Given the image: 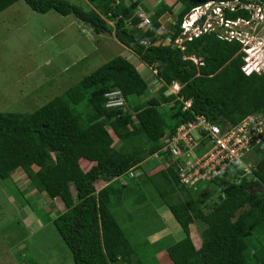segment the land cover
<instances>
[{"label":"trees","instance_id":"trees-1","mask_svg":"<svg viewBox=\"0 0 264 264\" xmlns=\"http://www.w3.org/2000/svg\"><path fill=\"white\" fill-rule=\"evenodd\" d=\"M17 1L0 0V12ZM23 1L39 13L73 15L94 34H113L161 83L152 96L151 78L117 55L32 112L0 110V178L20 168L35 192L47 197L48 210L56 212L49 220L73 264H147L112 212L127 196H135L133 203L157 196L182 230L178 240L167 234L148 242L152 260L163 251L169 264H264V138L246 156L257 159L253 173L228 167L195 190L180 182L174 164L142 166L166 135L196 116L229 129L249 113L264 112V68L245 72L241 39L224 38L220 26L183 41V49L175 44L191 8L230 0H161L153 7L143 0H89L88 10L69 0ZM236 5L223 7L224 19L251 17ZM137 10L148 17L146 25L140 26ZM173 83L178 91L167 94ZM113 89L120 90L124 107H106L104 94ZM186 100L190 106L183 108ZM131 169L138 173L130 178L139 179L120 181ZM197 223L199 246L190 228Z\"/></svg>","mask_w":264,"mask_h":264},{"label":"rangeland","instance_id":"rangeland-1","mask_svg":"<svg viewBox=\"0 0 264 264\" xmlns=\"http://www.w3.org/2000/svg\"><path fill=\"white\" fill-rule=\"evenodd\" d=\"M69 1L85 10L91 6L89 0ZM160 1L143 0V3L153 7ZM180 6L178 2L174 12ZM256 10L251 21L246 23L239 20L235 27L241 29L244 42L253 48L248 52L250 60L247 62L254 60L259 62L258 66L264 67V22ZM217 16L209 15L208 19L215 20ZM72 18L73 15L63 17L53 10L36 12L23 0L0 12L1 111L32 112L117 55L129 58L147 80L151 78L150 94L157 95L161 83L151 76V72H155L153 68L144 65L131 50L114 39L113 34H104L99 38L83 23L78 27L75 23V26L68 28L65 24ZM162 23L165 27L169 26V20ZM167 107L165 105L161 110L165 111ZM115 144L118 146L117 140ZM245 160L253 165L257 162V159ZM80 165L84 168L82 161ZM152 165L150 158L142 163L144 170H150ZM137 179L133 180L127 175L119 178L130 185ZM127 197L126 201L112 207V212L136 246V254L148 261L147 264H169L166 255L152 260L148 242H154L166 234H171L174 240L182 238L179 224L166 205L158 203L157 196L143 203H133L135 196ZM203 201L200 197V202ZM55 202L62 207L58 199ZM47 203V197L35 192L20 168L12 170L10 178H0V264H73L71 253L49 220L56 212L48 210ZM192 228L193 239L200 240L202 225L193 224ZM170 239L169 236L164 241Z\"/></svg>","mask_w":264,"mask_h":264},{"label":"built area","instance_id":"built-area-1","mask_svg":"<svg viewBox=\"0 0 264 264\" xmlns=\"http://www.w3.org/2000/svg\"><path fill=\"white\" fill-rule=\"evenodd\" d=\"M238 3L239 6L247 7L252 12L251 17L249 19L239 17L236 20L224 19L223 7H229L233 10L237 8L236 4ZM254 9H257L256 11L261 15L260 18H263L264 22L263 2L230 0L208 1L202 5H197L184 15L181 21L182 30L175 39V44L183 49V41L191 40L201 32L214 30L221 26L222 29L219 31L221 36L228 39L237 38L243 41L242 48L246 54L242 68L245 72H250L252 69L262 70L264 67L258 66L259 62L254 61L258 64L253 66L247 62L248 59L250 60L248 52H251L253 48L244 42V38L241 36V29L239 30L235 27L239 20L246 23L251 21L254 17ZM137 12L142 20L140 26L146 25L149 21L146 14L140 10ZM209 15L218 16L213 20L208 19ZM194 20L193 31H191L190 25H192ZM171 86L166 91L167 94L176 93L179 89L178 83H173ZM104 96L106 97V107H124L125 105V99L118 89L108 91ZM190 103V100L184 101L183 108L189 107ZM263 138L264 112L249 113L236 126L229 129L222 128L200 115L196 116L193 121L182 123L174 133L166 135L162 139L160 149L148 158L153 161V165L161 164L163 168L174 164L180 182L186 187L195 190L199 185H203L215 178L228 167L234 166L237 170L242 169L244 173H253V164L245 159L247 154L252 151L254 145ZM137 173L131 169L128 171L127 176L131 177ZM122 182L125 183V181Z\"/></svg>","mask_w":264,"mask_h":264},{"label":"crops","instance_id":"crops-1","mask_svg":"<svg viewBox=\"0 0 264 264\" xmlns=\"http://www.w3.org/2000/svg\"><path fill=\"white\" fill-rule=\"evenodd\" d=\"M166 1V0H165ZM168 4H170V3H168ZM63 17H64V15H62ZM66 16H68V15H66ZM77 24V27H78V25H82V23L78 20V19H76L75 17L74 18H72V19H70V22L69 23H66L65 25L68 27V28H72L73 26H75L76 24ZM51 36V35H50ZM96 36L97 37H99V38H102L103 36H105L104 34H96ZM114 39H116V38H114ZM117 40V39H116ZM48 62V60H46L45 61V63H47ZM67 66V64L63 67V68H65ZM193 224L191 225V237H192V239H193V235H192V232H193ZM167 235V234H166ZM157 239H159V238H157ZM156 239V240H157ZM155 240V241H156ZM193 242H194V244L196 245V246H199V244H200V240H198V239H195V237H194V239H193ZM156 257L158 258V259H160V258H164L165 257V254H164V252L163 251H161V252H159V253H157L156 254Z\"/></svg>","mask_w":264,"mask_h":264},{"label":"clouds","instance_id":"clouds-1","mask_svg":"<svg viewBox=\"0 0 264 264\" xmlns=\"http://www.w3.org/2000/svg\"><path fill=\"white\" fill-rule=\"evenodd\" d=\"M210 10H211V8H210ZM138 11V10H137ZM197 19V18H196ZM194 23H195V20L192 22V25H190V29H191V31H193V25H194ZM200 23H201V20H200ZM180 26H181V24H180ZM198 36V35H197ZM196 37V36H195ZM140 172H141V170L140 169H138Z\"/></svg>","mask_w":264,"mask_h":264},{"label":"water","instance_id":"water-1","mask_svg":"<svg viewBox=\"0 0 264 264\" xmlns=\"http://www.w3.org/2000/svg\"><path fill=\"white\" fill-rule=\"evenodd\" d=\"M263 190H264V188H263Z\"/></svg>","mask_w":264,"mask_h":264}]
</instances>
